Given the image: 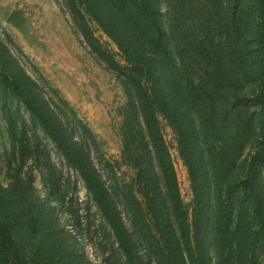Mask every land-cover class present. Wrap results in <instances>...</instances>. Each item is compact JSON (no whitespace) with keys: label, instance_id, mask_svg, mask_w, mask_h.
Masks as SVG:
<instances>
[{"label":"trees","instance_id":"16d2710c","mask_svg":"<svg viewBox=\"0 0 264 264\" xmlns=\"http://www.w3.org/2000/svg\"><path fill=\"white\" fill-rule=\"evenodd\" d=\"M100 3L115 24L113 36L128 61L136 65L143 79L154 76L150 88L141 84L139 94L132 95L130 106L139 122L140 115L144 119L145 129L139 126L137 132L145 141V159L135 162L139 179L146 181L143 194L156 204L151 209L155 219L161 223L160 215L165 216L157 225L160 236L141 216L140 206L133 224L138 237L140 233L144 237L135 238L128 232L116 198L120 194L128 197L127 191L119 183L113 191L106 187L88 141L73 140L46 101L33 103L24 95L29 110L38 117L32 123H40L82 174L116 230L121 250L132 261L133 254L139 256L141 241L151 261L157 258L160 264H260L259 251L264 255V0ZM157 107L183 136V153L198 202L193 224L176 199L174 168L167 163L160 167L156 161L160 151ZM13 121V156L20 155L21 168L29 158L36 167L42 166L48 194L57 196L59 187L51 180L52 164L45 159L40 135L35 131L27 136L24 120L17 138ZM257 140L260 145L247 167L240 166L246 148ZM34 181L32 176L19 177L7 187L0 185V264L38 260L42 264H83L80 254L70 248L62 251L58 245L56 235L63 230L55 220L56 208L49 198L41 197ZM186 232L193 233L195 252L185 247L190 243Z\"/></svg>","mask_w":264,"mask_h":264},{"label":"rangeland","instance_id":"374dc122","mask_svg":"<svg viewBox=\"0 0 264 264\" xmlns=\"http://www.w3.org/2000/svg\"><path fill=\"white\" fill-rule=\"evenodd\" d=\"M100 1L0 0V185L7 187L16 178L32 176L37 192L42 198H49L56 208L55 220L63 230L56 235L58 245L62 251L70 248L80 254L79 261L83 264H160L157 258L151 261L141 241L139 256L133 254V261L121 250L116 230L101 211L84 177L40 123H32L38 117L29 110L23 97L27 95L37 104L46 101L59 114L73 140L88 141L106 187L113 191L119 183L127 191L128 197L120 194L116 198L120 200L118 212L128 232L134 233L135 238L143 236L140 233L138 237L133 224L140 206L141 216L146 217L153 233L160 236L157 225L165 216L160 215L161 223L155 219L156 212L151 209L156 204L149 203L143 194L146 181L139 179L135 162L145 159V141L137 132L139 126L145 129L144 119L140 115L139 122L130 106L132 95L139 94L141 84L150 88L154 76L143 79L136 65L128 61L113 36L111 27L115 24ZM15 11L24 14L22 27L8 22ZM247 87L256 88V84ZM155 111L160 133L157 164L162 167V163H167L174 168L176 199L188 211V221L193 224L198 202L192 172L183 153V136L164 111L159 107ZM12 120L19 132L17 138L24 120L28 124L27 136L35 131L40 135L46 148L45 159L52 164L51 180L55 188L59 187L57 196L48 194L46 170L42 166L36 167L29 158L21 168L20 155L13 156L16 136L11 131ZM259 145L260 140L249 144L240 166L247 167ZM185 237L190 241L185 246L188 252H195L193 233L186 232ZM259 256L260 264H264L260 251ZM30 264L42 263L38 260Z\"/></svg>","mask_w":264,"mask_h":264},{"label":"water","instance_id":"95a60500","mask_svg":"<svg viewBox=\"0 0 264 264\" xmlns=\"http://www.w3.org/2000/svg\"><path fill=\"white\" fill-rule=\"evenodd\" d=\"M8 22L13 23L18 27H22L25 24L24 14L22 11H15L8 17Z\"/></svg>","mask_w":264,"mask_h":264}]
</instances>
